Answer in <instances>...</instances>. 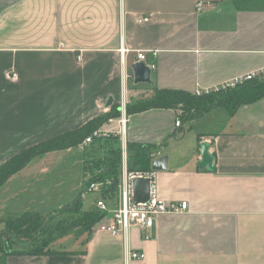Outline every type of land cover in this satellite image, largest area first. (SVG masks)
Instances as JSON below:
<instances>
[{
	"label": "crops",
	"instance_id": "crops-1",
	"mask_svg": "<svg viewBox=\"0 0 264 264\" xmlns=\"http://www.w3.org/2000/svg\"><path fill=\"white\" fill-rule=\"evenodd\" d=\"M197 2L211 5L197 12ZM138 52L149 84L134 83ZM262 72L264 0H0V165L117 107L94 132L158 148L167 157L156 172L159 198L188 203L160 215L149 237L94 226L68 244L69 235L53 241L49 254H0V264H124L129 250L144 254L140 264H264V97L233 115L213 107L179 128L178 110L125 111L156 90L211 91ZM201 143L214 154L213 172L198 166ZM64 151L32 159L0 192L46 201L29 170Z\"/></svg>",
	"mask_w": 264,
	"mask_h": 264
},
{
	"label": "trees",
	"instance_id": "trees-1",
	"mask_svg": "<svg viewBox=\"0 0 264 264\" xmlns=\"http://www.w3.org/2000/svg\"><path fill=\"white\" fill-rule=\"evenodd\" d=\"M213 92L196 96L195 93L184 91L156 90L151 99L125 107V111L127 114H131L149 109L178 110L180 114L177 119L181 125L200 118L213 107H219L229 115H233L241 106L251 104L264 97V75L247 81L234 89ZM113 108L114 112L103 119H96L77 131L28 148L9 161L2 163L0 165V188L8 179L24 169L32 159L50 152L78 147L105 121L118 116V108ZM121 146L120 136L110 134L105 137H94L91 143L82 148L83 183L81 194H84L91 184H98L100 185L97 193L98 199L115 205L122 171ZM125 146L128 172L151 170V154L159 150L158 148L128 142ZM81 194L64 211L76 216L70 217L69 220L55 221L57 215L48 218L38 212H26L17 218L6 220L3 230L0 232V254L45 255L50 253L48 246L61 237L69 234L74 236L89 234L91 229L106 217V213L99 211L95 206L89 210H83Z\"/></svg>",
	"mask_w": 264,
	"mask_h": 264
},
{
	"label": "built area",
	"instance_id": "built-area-1",
	"mask_svg": "<svg viewBox=\"0 0 264 264\" xmlns=\"http://www.w3.org/2000/svg\"><path fill=\"white\" fill-rule=\"evenodd\" d=\"M211 5L209 2H197L195 9L197 12H201ZM150 16L138 18V23L148 22ZM127 51V50H125ZM123 51V52H125ZM137 59L144 61L145 54L142 52L137 53ZM264 72L258 74H248L244 76H237L226 83H223L217 89L211 91H226L236 88L237 86L251 81L255 78L261 77ZM10 80L15 81L17 75L15 73L8 74ZM211 91H195V95L199 96L202 93H209ZM124 111V107H122ZM120 124L124 126L125 120L122 118ZM176 127H180V122H175ZM108 133L106 136L110 135ZM101 135L96 131L92 135L86 137L82 142V147H85L91 143L94 137H100ZM121 158H122V171L120 176V182L117 191V200L115 205H110L102 199H96L95 207L106 213V217L96 226L95 231L106 232L112 236L124 234L131 227H136L140 230L147 232V237L150 236L152 229L156 223L157 218L160 215L168 213H179L188 210V203H166L162 201L158 196V190L156 187V172L149 171H135L128 172L126 168V143L121 141ZM152 159L156 157V154L151 155ZM134 179H141L149 181L148 188V200L144 203H134L133 201V183ZM100 185L91 184L86 190L88 193H98ZM144 262V254L140 251L129 250L126 254L125 264H140Z\"/></svg>",
	"mask_w": 264,
	"mask_h": 264
},
{
	"label": "rangeland",
	"instance_id": "rangeland-1",
	"mask_svg": "<svg viewBox=\"0 0 264 264\" xmlns=\"http://www.w3.org/2000/svg\"><path fill=\"white\" fill-rule=\"evenodd\" d=\"M218 92H221V90L213 93ZM187 132L188 130L185 129V133ZM81 160L82 150L79 147H74L68 149V151L54 154L50 158L35 162L34 165L36 167L29 170V174L37 173L39 180L33 181L31 176H28L25 182L33 181L37 185L41 184L42 188L40 190L43 189L42 192H46L50 196L46 201H39L40 198L38 196L33 195L26 198L23 197L24 195H13L8 189L2 190L0 192V205L2 206L0 208V232L3 230V224L8 218H17L26 211L39 212L48 218L57 215L55 221L69 220L70 217H76L64 211L81 194L79 188L83 178ZM44 186L46 188H43ZM35 191L38 193V190ZM97 197L94 193L85 192L81 194L83 210H89L94 207ZM108 204L113 205V203ZM59 212L64 213L60 214ZM72 238L71 235L67 236L65 243L68 244L69 239ZM65 243L63 245H66ZM25 247L27 246L25 245Z\"/></svg>",
	"mask_w": 264,
	"mask_h": 264
},
{
	"label": "water",
	"instance_id": "water-1",
	"mask_svg": "<svg viewBox=\"0 0 264 264\" xmlns=\"http://www.w3.org/2000/svg\"><path fill=\"white\" fill-rule=\"evenodd\" d=\"M133 79L135 84H149L151 77V69L145 65L143 61L135 63L132 67ZM111 105V100L107 102V106ZM209 145L201 143L200 152L201 160L198 164L200 169H205L207 172L214 171L213 158L214 154L209 153ZM167 168V157L162 156L154 159L151 162V170L155 172L165 171ZM133 183V201L134 203H144L148 200L149 181L134 179Z\"/></svg>",
	"mask_w": 264,
	"mask_h": 264
},
{
	"label": "bare ground",
	"instance_id": "bare-ground-1",
	"mask_svg": "<svg viewBox=\"0 0 264 264\" xmlns=\"http://www.w3.org/2000/svg\"><path fill=\"white\" fill-rule=\"evenodd\" d=\"M177 121V120H176ZM175 121V122H176ZM179 121V120H178ZM179 128V127H178ZM121 144H122V142H121ZM153 154H156V157L154 158V159H156V158H158V154H159V150H157L155 153H153ZM152 155V154H151ZM154 159H152V157H151V162L154 160ZM150 169H151V164H150ZM153 171V170H152ZM155 172V171H154ZM126 263V256H125V261H124V264Z\"/></svg>",
	"mask_w": 264,
	"mask_h": 264
}]
</instances>
